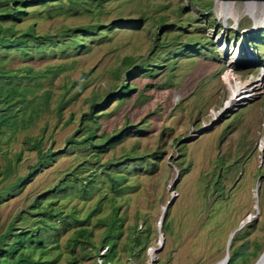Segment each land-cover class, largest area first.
<instances>
[{
  "label": "rangeland",
  "instance_id": "obj_1",
  "mask_svg": "<svg viewBox=\"0 0 264 264\" xmlns=\"http://www.w3.org/2000/svg\"><path fill=\"white\" fill-rule=\"evenodd\" d=\"M219 1L225 0H109L98 9L51 0L27 7L15 28L34 27L52 39L29 54L3 49L7 66L53 71L28 81L34 105L43 103L40 113L0 144V189L25 175L0 198V233L11 222L34 228L40 213L32 204L46 197L71 221L47 234L57 236L47 253L56 264L75 256L77 264H97L115 210L121 227L109 238L117 246L112 262L227 264L231 253L245 250L235 264H255L264 252V14L246 10L245 0H227L220 9ZM92 23L101 29L73 31ZM254 24L256 30L244 31ZM75 37L78 47H61ZM143 62L154 75L140 71ZM123 82L135 87L131 95L110 101L88 122L96 144L117 136L97 156L93 144L69 141L77 130L76 137L83 134L92 102L103 103ZM233 82L258 89L233 105ZM38 142L55 157L37 164ZM111 176L119 178L115 185ZM90 178L89 193L54 194L63 180ZM80 227L90 234L75 240Z\"/></svg>",
  "mask_w": 264,
  "mask_h": 264
},
{
  "label": "trees",
  "instance_id": "obj_2",
  "mask_svg": "<svg viewBox=\"0 0 264 264\" xmlns=\"http://www.w3.org/2000/svg\"><path fill=\"white\" fill-rule=\"evenodd\" d=\"M51 0H0V144L3 138L5 137V133L9 130L15 131V129L20 126H24L27 124V119L34 118L35 115L40 113L37 109L42 105V102H37L34 105L35 96L29 97V93H33L35 90L32 88L28 82L29 80L35 79L41 75H45V72L53 69L50 67L46 71H35L32 66H16L9 65L6 62H9V57L2 51L3 49H11L18 48L24 54H29L32 49L35 48H43L44 42L48 39H52L46 35L40 34L35 31L34 27H28L25 30H19L15 28V23L17 21L22 20L23 16L28 13L27 7L31 4H47ZM109 0H68L70 6L75 8L85 7V8H98L100 9L104 3ZM63 4L64 2H59ZM63 6H60L58 14L62 13L61 9ZM121 23L127 22L126 20L121 19ZM138 20V19H137ZM134 20V21H137ZM117 20H113V24ZM136 27H140L142 25V21L140 18L137 22ZM102 24L100 23H92V24H83L76 26L73 28V31L76 35H81L79 31H85L86 33H96L97 29H101ZM106 27V26H105ZM193 39L191 40V42ZM81 40L78 38H71L67 42H60L61 47L64 44H74L75 47H78ZM140 71L147 73L149 75H154L152 68L149 67L148 62L141 63ZM153 71V72H152ZM24 82H27L24 84ZM118 89V90H117ZM116 91H112L110 94L108 93V99H106L103 103L94 100L90 107V110L87 112V118L84 122V132L78 138L75 134L70 136L69 141L74 144H93L95 147V155L97 156L101 151V147L106 145L110 140L115 138L117 134L111 135L108 138L104 139L99 144L93 142V138L96 136V129H93L89 126V119L93 120L103 112H99L103 110L105 106L110 101L115 100H123L124 98L129 97L132 91L135 89L134 86L127 84V82H123ZM27 110L30 112L28 118L25 116L19 115L20 111L25 115ZM37 151L39 153L37 164L48 162L50 158L55 157V150L50 147L44 149L41 146V142L36 144ZM100 148V149H99ZM98 149V150H97ZM97 150V151H96ZM37 166H35L36 168ZM34 168V170H35ZM183 174V172H181ZM33 171H29L26 176L32 177ZM25 175H19L16 177L14 181L6 185L5 188L0 189V198H4V195L7 191H11V186L17 187L20 184L24 183ZM112 185H115L119 178L115 176H111ZM93 179H89L85 183H78L76 180L67 179L61 182V185L56 188L54 194L57 197L61 195L63 197L67 196L72 191H82L85 193H89L92 190L94 184L90 183ZM68 183H72L75 186H79L83 188H66ZM86 183L89 184V187L86 188ZM127 184L122 185L121 188H113L114 191H121L125 188ZM64 193V194H63ZM54 194H51L52 196ZM46 197H37L32 204V208L36 210V214L39 215V222L36 224L34 228L28 227H15V223L11 222L8 224L7 228L0 233V264H56L57 259L49 258L47 253L49 249L53 246H48V242L56 241L57 236L53 238H49L48 233H52V231L56 232L60 230V226H66L68 223H71L70 219L67 216L61 215V208H54L53 204L56 203V200H48L45 201ZM45 203L44 206L43 203ZM41 209V210H40ZM71 215V214H70ZM73 217L75 212L72 213ZM121 218L117 215V211L115 210V216L112 218V228L110 230L111 234H106L102 241V247H106L107 251L100 254L102 261L100 264H120L117 261L112 262L117 255V246L116 244H110L109 238L113 237L112 231L114 229H119L121 227ZM79 220V219H78ZM120 225L117 227V225ZM115 226V228H114ZM77 233L80 237H75V240L78 238L86 237L90 234V230L87 227H80L77 229ZM137 243L141 244V240L137 237ZM53 244V243H52ZM233 245V244H232ZM232 248V246H230ZM258 253V249L254 251V254ZM245 254V250L241 252L231 253L229 261L227 264H235V261L239 256H243ZM70 264H77L80 259L75 256L70 260Z\"/></svg>",
  "mask_w": 264,
  "mask_h": 264
},
{
  "label": "bare ground",
  "instance_id": "obj_3",
  "mask_svg": "<svg viewBox=\"0 0 264 264\" xmlns=\"http://www.w3.org/2000/svg\"><path fill=\"white\" fill-rule=\"evenodd\" d=\"M222 2L228 3V2H232V1H227V0L219 1L218 2L220 5V6L218 5L219 9L222 8V5H223ZM244 7L246 10L250 9L251 11L255 12L256 16L260 15V13L264 14V0H260V1H258V0H245ZM258 22H260V21L258 20ZM257 26L258 25H255V26L250 25V26L244 28V31H249L251 29L256 28ZM247 61H250V60H247ZM251 61H253V60H251ZM229 77L231 80L233 79L231 75H229ZM232 85H233V90H232L233 97L230 100V102H233V100H236V103H233V105L237 104L238 102H240L242 100L250 99V97L253 95V91L258 89L257 87H253V86L251 87L249 84L246 87H239V85L237 83L233 82ZM244 88H246V89H244ZM242 89H244V91ZM255 264H264V252L260 255V257L257 259Z\"/></svg>",
  "mask_w": 264,
  "mask_h": 264
},
{
  "label": "water",
  "instance_id": "obj_4",
  "mask_svg": "<svg viewBox=\"0 0 264 264\" xmlns=\"http://www.w3.org/2000/svg\"><path fill=\"white\" fill-rule=\"evenodd\" d=\"M243 1H244V0H243ZM258 1H260V0H258ZM172 202H173V200H172ZM240 228H242V225H241L238 229H240ZM238 229H237V230H238ZM237 230H235V231L231 234V236H230V240H231V238L233 237L234 233H235ZM229 246H230V243L228 244V248H229ZM227 257H228V254H227ZM228 260H229V257H228Z\"/></svg>",
  "mask_w": 264,
  "mask_h": 264
},
{
  "label": "built area",
  "instance_id": "obj_5",
  "mask_svg": "<svg viewBox=\"0 0 264 264\" xmlns=\"http://www.w3.org/2000/svg\"><path fill=\"white\" fill-rule=\"evenodd\" d=\"M104 248H105V247H104ZM104 248H103V249H104ZM106 249H107V248H106ZM104 250H105V249H104ZM102 253H103V252H102ZM102 253H101V254H102ZM98 257H99V258H98ZM97 258H98V259H97V264H100L101 261H102L101 255L99 254V255L97 256Z\"/></svg>",
  "mask_w": 264,
  "mask_h": 264
},
{
  "label": "clouds",
  "instance_id": "obj_6",
  "mask_svg": "<svg viewBox=\"0 0 264 264\" xmlns=\"http://www.w3.org/2000/svg\"><path fill=\"white\" fill-rule=\"evenodd\" d=\"M255 24H256V23H255ZM255 24H254V25H255ZM254 30H256V29H255V28H254V29H251V30H249V32H250V31H254ZM243 37H245V36H243ZM229 258H230V257H229Z\"/></svg>",
  "mask_w": 264,
  "mask_h": 264
}]
</instances>
